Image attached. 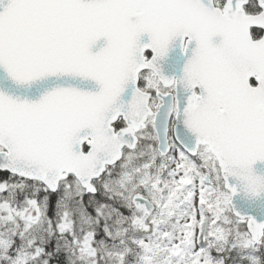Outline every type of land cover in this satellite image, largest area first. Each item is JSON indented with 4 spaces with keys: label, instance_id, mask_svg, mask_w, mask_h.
Here are the masks:
<instances>
[{
    "label": "snow or ice",
    "instance_id": "snow-or-ice-1",
    "mask_svg": "<svg viewBox=\"0 0 264 264\" xmlns=\"http://www.w3.org/2000/svg\"><path fill=\"white\" fill-rule=\"evenodd\" d=\"M0 264H264V0H0Z\"/></svg>",
    "mask_w": 264,
    "mask_h": 264
}]
</instances>
